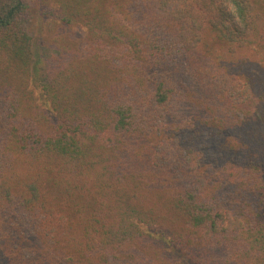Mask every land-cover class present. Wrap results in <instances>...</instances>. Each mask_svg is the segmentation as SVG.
Instances as JSON below:
<instances>
[{
  "label": "trees",
  "instance_id": "obj_1",
  "mask_svg": "<svg viewBox=\"0 0 264 264\" xmlns=\"http://www.w3.org/2000/svg\"><path fill=\"white\" fill-rule=\"evenodd\" d=\"M237 49L264 56V0H0V264H264Z\"/></svg>",
  "mask_w": 264,
  "mask_h": 264
},
{
  "label": "rangeland",
  "instance_id": "obj_2",
  "mask_svg": "<svg viewBox=\"0 0 264 264\" xmlns=\"http://www.w3.org/2000/svg\"><path fill=\"white\" fill-rule=\"evenodd\" d=\"M39 25H40L42 40L44 42H48V43L50 42L52 44H61L62 42L65 43L69 41V43L76 45L78 48H80L79 39L82 38L83 32L79 31L78 28L72 26L64 28L63 26H58V24L49 22L48 20L41 21L40 23H38V26ZM48 48L52 49V47H48ZM252 53L253 52L250 49H246V50L237 49L235 52H233V54H229V53L225 54L224 64L225 66H233L231 70L232 72H236L238 76H243L244 78L247 76H251L253 75V71L255 70L256 66H264V60L261 58L264 56L260 55L259 56L260 58H258L263 60V64L256 65V61L258 59L255 58ZM168 68L170 70H174L173 66H170ZM140 109L142 108L140 107ZM175 264H181L179 259H177V262Z\"/></svg>",
  "mask_w": 264,
  "mask_h": 264
}]
</instances>
